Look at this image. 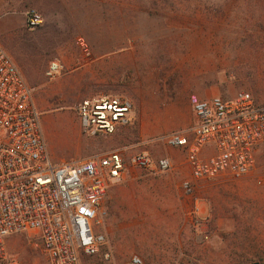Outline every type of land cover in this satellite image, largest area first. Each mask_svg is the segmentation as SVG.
Wrapping results in <instances>:
<instances>
[{
  "label": "rangeland",
  "instance_id": "374dc122",
  "mask_svg": "<svg viewBox=\"0 0 264 264\" xmlns=\"http://www.w3.org/2000/svg\"><path fill=\"white\" fill-rule=\"evenodd\" d=\"M29 9L43 16L33 30L25 25ZM0 45L33 88L57 162L112 150L170 157L166 151L180 148L158 144L155 136L195 124L186 104L191 94L229 98L245 90L264 103V0H0ZM52 60L63 68L51 79L45 72ZM96 93L128 96L135 105L134 123L112 135L85 136L74 106ZM183 110L186 119L178 125L183 128L167 130L177 124H164V132L141 138V115L150 127L160 119L174 120ZM254 157L248 176L199 181L190 194L181 188L190 178L184 165L173 164L155 177L131 169L108 189L104 204L113 192L120 210L137 205L141 217L155 212V222L105 224L114 264L132 255L142 264H238L243 258L264 264V144ZM35 241L11 236L10 257L21 264H45Z\"/></svg>",
  "mask_w": 264,
  "mask_h": 264
},
{
  "label": "built area",
  "instance_id": "2783aa9c",
  "mask_svg": "<svg viewBox=\"0 0 264 264\" xmlns=\"http://www.w3.org/2000/svg\"><path fill=\"white\" fill-rule=\"evenodd\" d=\"M42 23L38 10L26 11L29 30ZM78 43L89 55L85 41L79 38ZM62 68L52 60L45 74L52 79ZM189 102L195 124L155 136L158 144L185 151L190 178L182 181L183 191L190 194L196 182L223 175L235 180L248 176L255 151L264 144V103L245 90L229 98L191 94ZM74 111L87 137L112 135L136 120L135 105L124 94L87 96ZM41 114L32 86L0 45V264H21L7 249V239L18 234L36 240L45 264H114L105 230L108 189L123 182L131 169L155 177L171 171L173 162L148 151L125 156L120 150L57 162L49 152ZM193 213L198 214L197 207ZM124 264H142V259L132 255Z\"/></svg>",
  "mask_w": 264,
  "mask_h": 264
},
{
  "label": "crops",
  "instance_id": "0c3cea01",
  "mask_svg": "<svg viewBox=\"0 0 264 264\" xmlns=\"http://www.w3.org/2000/svg\"><path fill=\"white\" fill-rule=\"evenodd\" d=\"M186 104H187V111H189V113L191 114L192 113L191 107L188 101H186ZM184 119H186V117H185V113L183 110L182 112L178 114V116H176V118H174V120L169 121L167 119H160L159 122L154 123L149 127L146 125V121L143 115H141L139 117V130H140L141 138L145 139L147 137L155 136L161 132H164L165 130L162 129V125L164 124H171V125L177 124L174 127H170L167 130H172L174 128H183V127H179L178 125L182 123ZM178 152H182L183 156L180 157L178 155ZM166 153L170 155V158L174 165L176 166L184 165L185 167H188L186 160H185V151L183 149L180 148L177 151L168 150L166 151ZM106 207L109 210V216L106 221V224L108 225L127 224L129 226L138 227V226H143V225H149L150 221H152L151 223L155 222V212H153L152 214L150 213L149 216H147L148 218L141 217L142 213L139 214L137 205H134L133 209L129 208L128 210H123V211L120 210V206L117 203L113 195V192L112 194H110V202H109V205H106ZM200 229L201 230L203 229V224L201 225Z\"/></svg>",
  "mask_w": 264,
  "mask_h": 264
},
{
  "label": "trees",
  "instance_id": "16d2710c",
  "mask_svg": "<svg viewBox=\"0 0 264 264\" xmlns=\"http://www.w3.org/2000/svg\"><path fill=\"white\" fill-rule=\"evenodd\" d=\"M243 260H245V261H243ZM257 260H259L258 258H256V259H254V258H243V259H237V261L239 262H237L238 264H243V262H247V261H250V262H253V261H257Z\"/></svg>",
  "mask_w": 264,
  "mask_h": 264
},
{
  "label": "water",
  "instance_id": "95a60500",
  "mask_svg": "<svg viewBox=\"0 0 264 264\" xmlns=\"http://www.w3.org/2000/svg\"><path fill=\"white\" fill-rule=\"evenodd\" d=\"M248 264H260L258 261H254V262H251V263H248Z\"/></svg>",
  "mask_w": 264,
  "mask_h": 264
}]
</instances>
